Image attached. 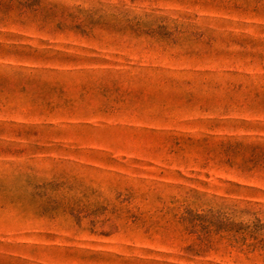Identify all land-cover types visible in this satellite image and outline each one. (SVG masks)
<instances>
[{"label":"rangeland","instance_id":"1","mask_svg":"<svg viewBox=\"0 0 264 264\" xmlns=\"http://www.w3.org/2000/svg\"><path fill=\"white\" fill-rule=\"evenodd\" d=\"M0 264H264V0H0Z\"/></svg>","mask_w":264,"mask_h":264}]
</instances>
